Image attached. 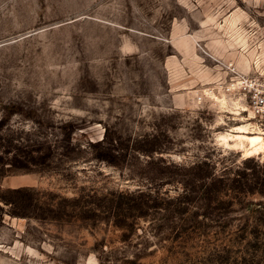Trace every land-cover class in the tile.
Returning <instances> with one entry per match:
<instances>
[{
	"label": "rangeland",
	"instance_id": "1",
	"mask_svg": "<svg viewBox=\"0 0 264 264\" xmlns=\"http://www.w3.org/2000/svg\"><path fill=\"white\" fill-rule=\"evenodd\" d=\"M261 71L264 0H0V264H264ZM202 159L247 181L186 204Z\"/></svg>",
	"mask_w": 264,
	"mask_h": 264
},
{
	"label": "trees",
	"instance_id": "2",
	"mask_svg": "<svg viewBox=\"0 0 264 264\" xmlns=\"http://www.w3.org/2000/svg\"><path fill=\"white\" fill-rule=\"evenodd\" d=\"M5 121L0 122V129L4 126ZM251 159L246 160V165H249ZM10 163L14 168H17V165L15 162L11 161ZM210 163L208 162L207 159H202L199 162L195 163L194 166L191 168V172H193V178H191L189 181H186L183 185L185 188L186 193L184 194V197L182 196L181 198H186L191 195H194L197 192L196 189L199 188L203 190V194L206 196L209 192L212 191H219L222 188L226 186L224 184L225 180H230V179H225L226 175H218V176H213L214 170L211 168L210 170ZM181 170V169H178ZM210 170V171H209ZM242 173H238L232 180H230L229 186L234 188L235 185L240 184L242 180H246V172L244 174L243 171ZM184 182V180H183ZM235 184V185H234ZM148 196L143 190L137 191V192H132L130 193L127 197V202L126 204L129 206V210H131L130 215L132 218L135 217H141L146 215L145 208L149 207L147 200H145V197ZM124 198V195L119 197L118 202H113L112 205H116L117 209H122L123 206V201L122 199ZM126 198V197H125ZM77 201V200H73ZM191 200L189 198H186L184 203L188 204ZM125 204V205H126ZM156 206H160V204H155ZM94 210V209H93Z\"/></svg>",
	"mask_w": 264,
	"mask_h": 264
},
{
	"label": "built area",
	"instance_id": "3",
	"mask_svg": "<svg viewBox=\"0 0 264 264\" xmlns=\"http://www.w3.org/2000/svg\"><path fill=\"white\" fill-rule=\"evenodd\" d=\"M234 79L236 81L229 85L227 92H238L239 99L235 103L237 108L252 116L258 125L264 127V72L256 73L252 77L237 75Z\"/></svg>",
	"mask_w": 264,
	"mask_h": 264
},
{
	"label": "bare ground",
	"instance_id": "4",
	"mask_svg": "<svg viewBox=\"0 0 264 264\" xmlns=\"http://www.w3.org/2000/svg\"><path fill=\"white\" fill-rule=\"evenodd\" d=\"M233 133L223 136L224 139L226 141H234L237 145L246 147L247 156L264 153V130L260 128L255 129L251 123H246L235 127Z\"/></svg>",
	"mask_w": 264,
	"mask_h": 264
}]
</instances>
